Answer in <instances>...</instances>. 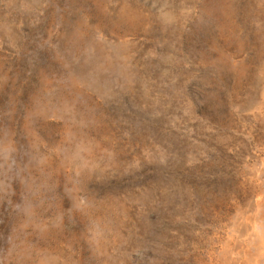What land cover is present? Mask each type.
<instances>
[{
    "label": "rangeland",
    "instance_id": "rangeland-1",
    "mask_svg": "<svg viewBox=\"0 0 264 264\" xmlns=\"http://www.w3.org/2000/svg\"><path fill=\"white\" fill-rule=\"evenodd\" d=\"M263 183L264 0H0V264H264Z\"/></svg>",
    "mask_w": 264,
    "mask_h": 264
},
{
    "label": "bare ground",
    "instance_id": "bare-ground-1",
    "mask_svg": "<svg viewBox=\"0 0 264 264\" xmlns=\"http://www.w3.org/2000/svg\"><path fill=\"white\" fill-rule=\"evenodd\" d=\"M263 176V175H262ZM248 178V177H247ZM264 184V183H263ZM259 200V199H258ZM255 205H254V208L256 209V208H259V207H261V208H263V210H264V195H263V199L261 200V201H256L255 203H254ZM253 206V205H252ZM258 211V210H257ZM236 212H238V211H236ZM239 216H240V214H239ZM237 219H239V218H237ZM237 221V220H236ZM256 221V220H255ZM262 221H263V219H262ZM257 222V221H256ZM255 223V222H254ZM262 226H263V228H262V232H258V231H256V232H254L253 230H252V223L251 222H247L246 224H245V230L243 231L242 230V228H239V230H238V238H239V242H240V245H244V243H245V241L247 240V239H249V238H251L252 236H258L257 238L258 239H261L262 241H264V233H263V229H264V223L262 224ZM235 228V227H234ZM264 243V242H263ZM263 246V248L261 249V251H263L264 252V244L262 245Z\"/></svg>",
    "mask_w": 264,
    "mask_h": 264
}]
</instances>
